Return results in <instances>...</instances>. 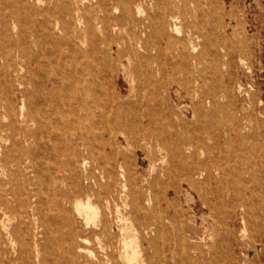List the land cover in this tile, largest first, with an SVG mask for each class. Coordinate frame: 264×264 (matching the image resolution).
<instances>
[{"label": "rangeland", "instance_id": "1", "mask_svg": "<svg viewBox=\"0 0 264 264\" xmlns=\"http://www.w3.org/2000/svg\"><path fill=\"white\" fill-rule=\"evenodd\" d=\"M98 1L0 0V180L19 183L4 161L27 152L22 175L40 177L26 208L0 209V242L21 227L44 264L102 254L96 225L55 202L71 179L86 185L73 170L84 155L83 173L113 170L138 264H264V0H187L158 23L161 0H104L107 27L86 22ZM14 68L35 80L28 88L42 112L64 98L63 115H10L8 101L21 105ZM25 129H39L36 141L13 147ZM52 175L56 191L46 186ZM21 209L24 221H8ZM104 216L100 206L96 222ZM122 224H112L116 251ZM14 247L1 264H17Z\"/></svg>", "mask_w": 264, "mask_h": 264}, {"label": "bare ground", "instance_id": "2", "mask_svg": "<svg viewBox=\"0 0 264 264\" xmlns=\"http://www.w3.org/2000/svg\"><path fill=\"white\" fill-rule=\"evenodd\" d=\"M186 1L187 0H161V3L158 5L159 10L153 18L156 19L157 23L162 21L165 16H170V18L176 19V8L180 6L181 2L182 4H186ZM192 1L199 3L200 0ZM100 13H103V15H100ZM105 16H108V9L105 6V1L100 0L97 3V9L94 10L91 18L87 19L86 22L88 24L91 19H94L98 20V24L100 23L101 27H107L108 24L105 20ZM127 16L128 21H133V16L130 14V12H128ZM147 18L151 19V17ZM139 22L142 21L139 20ZM2 58L6 63L7 70H10L9 57L7 55H3ZM13 72L15 81L18 82V88L21 94V105L19 106V111H15L10 104V101H8L10 115H27L29 116V121H37V115H42L41 113H44V115H52L51 113H53V115H63L61 114V110L59 108L61 106H66L68 103L64 98L50 99V103H47V106H44V112H42L41 108L36 105L37 100L34 99L31 91L28 88V85L36 84L35 80L32 77L25 79L24 75L19 72L18 68H14ZM82 79L83 78L81 76L79 81ZM68 84L73 83L72 81H69ZM55 104H58L59 107L54 110ZM11 125L14 126L13 124ZM38 133L39 129H25L22 132L20 131V133L13 134L12 137L10 136L13 139V147L16 146V148L22 150V141L28 143L36 141ZM67 135V132L64 131L63 137H68ZM55 136L58 137L57 135ZM3 138L6 137L0 133V139ZM69 143H72L70 139ZM85 148L91 151L88 145L85 146ZM86 159L87 157L84 155L80 157L75 155L73 156V170L75 171V177L81 175V177L86 179V185L75 183L71 179L65 189L56 193V207L58 210L66 213L69 218L73 216V212L84 218L85 221H92L96 225V229L92 230V232L94 237L97 239L102 254H94L91 256L90 260L85 259L84 262H87L88 264H102V262L106 260L108 263L105 262V264H138L141 258L139 243L135 239V236L130 232V226L128 224L127 218L119 213L117 200L122 196V190H118L117 188L114 189V187L118 186L119 183L113 174V170H108L104 168L103 165L98 164L89 171L83 173V167L87 170ZM29 160H31V156L28 152L25 153V156H21L20 154H12L5 159L4 166H13L15 171L21 173V176L16 178L19 183H14L12 178H9L7 181L0 180V209L3 208L5 210L6 208H9L12 203H16L20 208H26L25 206L28 205V184L31 185L40 182V177L37 175L34 169L31 170L34 172L32 178H26L24 174L22 175V168L24 165H26L27 168L32 167ZM33 178L35 179L33 180ZM62 180H66V177L62 178ZM56 182L57 177L52 175L50 182L46 186L50 188L51 191H56ZM122 186H125V183H123ZM38 190H41V194L44 192L42 187H38ZM100 206L103 207L105 216L100 222H96ZM5 211L7 212V210ZM24 213H26V210H15L13 214L8 215L7 219L8 221H11V219H14L17 215L18 221L22 222L24 221ZM115 221L123 223L120 228V249L118 251L115 250L116 245L112 239V224ZM41 225L44 226L45 222L42 221ZM141 225L142 227L140 228V232H143L147 226L144 224V222H142ZM21 232V227L13 229L10 235V240L8 242H0V264L1 258H4V256L11 258L9 253L13 248H15L14 246L16 243H18L19 247L15 257L17 264H44V260L38 257V253H36L35 258H31L30 252L26 248L25 240ZM102 235H107L109 241L102 243L100 238ZM78 247H80V251H91L90 249H85L81 246ZM79 254L81 253H78L77 256H79Z\"/></svg>", "mask_w": 264, "mask_h": 264}]
</instances>
